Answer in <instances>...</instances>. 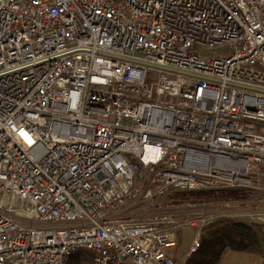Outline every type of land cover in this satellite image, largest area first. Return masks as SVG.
Returning a JSON list of instances; mask_svg holds the SVG:
<instances>
[{
	"label": "built area",
	"instance_id": "obj_1",
	"mask_svg": "<svg viewBox=\"0 0 264 264\" xmlns=\"http://www.w3.org/2000/svg\"><path fill=\"white\" fill-rule=\"evenodd\" d=\"M263 125L264 0H0V264H180L179 227L188 255L212 221L264 233L263 208L231 209L264 192ZM146 175L231 193L126 214Z\"/></svg>",
	"mask_w": 264,
	"mask_h": 264
},
{
	"label": "rangeland",
	"instance_id": "obj_2",
	"mask_svg": "<svg viewBox=\"0 0 264 264\" xmlns=\"http://www.w3.org/2000/svg\"><path fill=\"white\" fill-rule=\"evenodd\" d=\"M210 53L213 54L212 52ZM258 126L261 127L262 124L258 122ZM143 183L145 186H152L157 191L155 197L152 200L147 201L145 206L136 209L132 208L127 211L126 214H134L136 216L143 217L148 214L158 212V210L154 207L155 204H162L165 209L175 210L178 217L181 219L195 212L203 214L220 213L225 209L223 199L231 193L224 192L223 195L215 191L188 192L184 190L163 188L159 184H152L148 175H146L145 179H143ZM236 195L238 197L241 196V198L234 203L238 204L239 208L235 207L231 209H244L249 208L250 206L264 209V192L262 190H240ZM189 202L195 203L196 205H193V207L186 206ZM63 224L66 225L70 223L64 222ZM177 234V246L170 247L167 251L168 253H171L180 264H185V259L189 256L188 249L194 237V230L190 226H183L177 229ZM129 264L132 263L129 262ZM225 264H264V259L259 257L254 258L250 254L237 255L233 252H227L225 255Z\"/></svg>",
	"mask_w": 264,
	"mask_h": 264
},
{
	"label": "trees",
	"instance_id": "obj_3",
	"mask_svg": "<svg viewBox=\"0 0 264 264\" xmlns=\"http://www.w3.org/2000/svg\"><path fill=\"white\" fill-rule=\"evenodd\" d=\"M227 250L264 259V233L260 226L241 219L209 222L203 227L201 247L196 253L189 255L184 263L222 264ZM91 259V251L80 249L71 256L67 264H90Z\"/></svg>",
	"mask_w": 264,
	"mask_h": 264
},
{
	"label": "bare ground",
	"instance_id": "obj_4",
	"mask_svg": "<svg viewBox=\"0 0 264 264\" xmlns=\"http://www.w3.org/2000/svg\"><path fill=\"white\" fill-rule=\"evenodd\" d=\"M11 197H12V200L15 201L14 204H15L16 206H17L18 204L22 205V203L17 199V196L12 195ZM20 205H18V207H20Z\"/></svg>",
	"mask_w": 264,
	"mask_h": 264
},
{
	"label": "crops",
	"instance_id": "obj_5",
	"mask_svg": "<svg viewBox=\"0 0 264 264\" xmlns=\"http://www.w3.org/2000/svg\"><path fill=\"white\" fill-rule=\"evenodd\" d=\"M240 198H241V196H240ZM227 252H233V253H236L237 255H245V254H238L237 252H234V251H232V250H227V251L225 252V254H224V259H223V261H222V264H225V255H226ZM170 254H171V253H170Z\"/></svg>",
	"mask_w": 264,
	"mask_h": 264
}]
</instances>
